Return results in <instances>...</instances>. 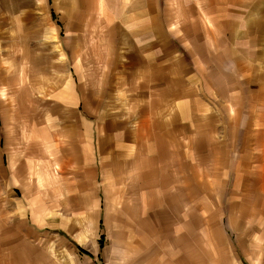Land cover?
Masks as SVG:
<instances>
[{"label": "crops", "instance_id": "crops-1", "mask_svg": "<svg viewBox=\"0 0 264 264\" xmlns=\"http://www.w3.org/2000/svg\"><path fill=\"white\" fill-rule=\"evenodd\" d=\"M255 228L264 0H0V264H264Z\"/></svg>", "mask_w": 264, "mask_h": 264}, {"label": "rangeland", "instance_id": "rangeland-1", "mask_svg": "<svg viewBox=\"0 0 264 264\" xmlns=\"http://www.w3.org/2000/svg\"><path fill=\"white\" fill-rule=\"evenodd\" d=\"M226 224V223H225ZM104 230L106 231V244L108 246V248H111L114 246V244L116 243V235L119 233V230L116 228H104ZM253 233H255L256 236H260L261 234H264V228H255L253 230ZM252 248V253H262L264 252V244H253V246H251Z\"/></svg>", "mask_w": 264, "mask_h": 264}, {"label": "trees", "instance_id": "trees-1", "mask_svg": "<svg viewBox=\"0 0 264 264\" xmlns=\"http://www.w3.org/2000/svg\"><path fill=\"white\" fill-rule=\"evenodd\" d=\"M103 244V243H102Z\"/></svg>", "mask_w": 264, "mask_h": 264}]
</instances>
